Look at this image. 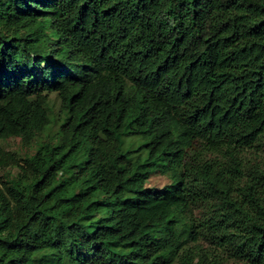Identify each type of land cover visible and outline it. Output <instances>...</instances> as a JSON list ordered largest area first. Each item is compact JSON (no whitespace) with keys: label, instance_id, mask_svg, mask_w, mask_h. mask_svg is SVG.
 Wrapping results in <instances>:
<instances>
[{"label":"trees","instance_id":"obj_1","mask_svg":"<svg viewBox=\"0 0 264 264\" xmlns=\"http://www.w3.org/2000/svg\"><path fill=\"white\" fill-rule=\"evenodd\" d=\"M12 137L0 264H264V0H0Z\"/></svg>","mask_w":264,"mask_h":264},{"label":"rangeland","instance_id":"obj_2","mask_svg":"<svg viewBox=\"0 0 264 264\" xmlns=\"http://www.w3.org/2000/svg\"><path fill=\"white\" fill-rule=\"evenodd\" d=\"M51 100H50V105H49V109L51 111V114L54 115L56 114L59 109H60V99L58 98L57 94H52L50 96ZM59 129V124L56 123H52L50 125V129L45 131V133L43 134L44 138H47V136L49 135H53L57 132V130ZM135 140H139L141 141V139L136 138ZM133 141L131 140V138H127L126 139V144L127 146L129 145V143ZM1 146L6 149L7 151H10L12 153H14L16 156L22 158L25 157L27 155H33L36 152L37 146H38V142L35 140L31 145H25L23 144V142L21 141L20 138L17 137H12L6 140H2L0 142ZM207 153H209V151H207ZM11 171L12 174H16L18 172L17 168H8L6 170H4L1 175L4 177L7 172ZM171 183V178L169 176L168 173L166 172H157L155 174H153L146 182L147 187L150 188H156V189H161L163 188L165 185L170 184ZM201 208L198 207L197 209H195L194 211V215L196 218H199L201 216ZM204 245H207V243H205L204 241L201 242Z\"/></svg>","mask_w":264,"mask_h":264}]
</instances>
